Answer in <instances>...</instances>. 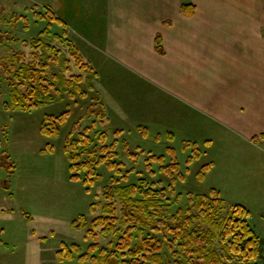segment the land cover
Segmentation results:
<instances>
[{"label":"rangeland","instance_id":"374dc122","mask_svg":"<svg viewBox=\"0 0 264 264\" xmlns=\"http://www.w3.org/2000/svg\"><path fill=\"white\" fill-rule=\"evenodd\" d=\"M46 3L61 23L69 24L65 27L55 20L50 26L51 32L59 33L64 27L66 36L79 46L83 56L87 53L78 34L79 29L74 30L71 26L81 27L83 21L88 22L85 17L93 20L104 6L100 0H0V151L6 150L14 165L12 172L0 166V264H90L89 260L79 259V253L72 249L75 243L80 247L79 252H83L89 243L85 229L72 226V221L81 214L90 220L101 213L96 202L103 201L101 190L113 171L100 164L97 168L101 176L91 185L70 178L63 145L71 125L79 119L82 127L95 122V129L104 130L109 142L115 137L114 131L121 130L115 150L118 159L124 163L123 170L132 167L134 172H130L127 179L116 175L120 183L136 182L144 177L160 179L167 185L164 175L156 172L150 176L146 172L145 153L163 154L162 164L174 158L183 177L177 176L172 186L183 197L171 205L172 211L184 205L187 193L206 194L214 189L226 203H238L248 209L249 222L264 242V141L258 139L257 145L249 146L240 138L224 134L231 141L224 142L220 139L222 133L214 127L205 126L204 131L194 129L188 132L174 124L169 125L168 118L164 116L160 117L167 122H156L159 117L153 115L154 111L145 115L134 107L109 109L100 98L102 106L105 103L109 110L106 112L103 106L105 120L101 123L97 115H86V109L95 102L92 97L100 95L97 89L83 98L77 94L71 97L61 89L62 98L56 97L31 110L4 107V102L8 103L9 99L2 63H9L13 51L22 50L25 54L30 51L27 41L48 22L46 18H34L33 12H45ZM21 15L27 19L26 27ZM44 41L59 48L58 59L64 57L68 66L64 71L62 63L52 60L47 68L48 75L58 76L63 72L68 75L78 71L63 42L55 38H44ZM87 76L92 83L93 75L89 73ZM104 78L95 80V86H100V81L104 84ZM138 100L130 97L134 105ZM65 110L69 115L60 125L58 134L40 132V123L45 115H58ZM123 112L130 114L120 115ZM141 126L146 128L145 133ZM189 135L196 142L189 140ZM123 141L127 142L129 151H143L138 152L136 161L127 156ZM206 163L209 168L199 179L197 172ZM157 165L154 163V168ZM93 202L96 205L91 209ZM194 225L203 232H209L207 225L198 220ZM99 242L103 244L106 239L100 238ZM63 246L72 250L70 258L65 256ZM215 248H218L217 244Z\"/></svg>","mask_w":264,"mask_h":264},{"label":"trees","instance_id":"16d2710c","mask_svg":"<svg viewBox=\"0 0 264 264\" xmlns=\"http://www.w3.org/2000/svg\"><path fill=\"white\" fill-rule=\"evenodd\" d=\"M45 8L43 13L33 12L34 18H46L48 22L27 41L30 51L27 54L22 50L13 51L9 63H2L9 99L3 104L5 108L31 110L40 107L46 101L61 97V89L71 97L77 94L81 98L93 90L87 74L95 76L94 69L66 36L63 27L59 33L51 32L50 26L55 20L62 23L50 7ZM193 10L190 2H181L182 14H190ZM21 17L26 27L27 19L23 15ZM44 38L63 42L78 71L66 75L61 70L63 73L58 76L48 75L47 68L52 60L62 63L64 71L68 70V66L64 57L58 59L59 48L44 41ZM92 100L95 102L86 109V115H97L103 123L104 108L100 97L95 95ZM68 115V110L58 115H45L40 123V132L58 134ZM79 120L71 125L63 145L70 178L91 185L101 176L97 168L100 164L113 171L101 190L103 201L96 202L101 213L90 220L81 214L72 221V226L85 229L89 239L83 252H79V245H72V249L79 253V259L89 260L90 264H263L260 261L262 240L251 226L245 206L228 204L217 191L211 189L206 194L187 193L184 205L172 211L171 205L183 197L172 186L177 176L183 177L174 158L162 164L163 154L145 153L146 172L150 176L156 172L164 175L167 185L162 184L160 179L148 180L144 177L136 182L120 183L116 175L127 179L128 174L134 172L132 167L123 170L124 163L118 159L115 150L121 130H115V137L109 142L104 130L95 129V122L82 127ZM140 129L145 133L144 126ZM90 132L92 135H89ZM123 147L133 161L139 153H143L129 151L126 141H123ZM195 153L198 155L199 151L196 149ZM154 163L158 164L157 168H154ZM0 166L9 172L14 170L6 150L0 151ZM207 168L208 163L197 172L199 179ZM96 203L90 204L91 209ZM195 220L207 225L209 232L196 228ZM100 238L106 239V242L100 243ZM63 249H66L65 256L70 258L72 250H67L66 246Z\"/></svg>","mask_w":264,"mask_h":264},{"label":"crops","instance_id":"0c3cea01","mask_svg":"<svg viewBox=\"0 0 264 264\" xmlns=\"http://www.w3.org/2000/svg\"><path fill=\"white\" fill-rule=\"evenodd\" d=\"M100 1V14L71 27L109 109L154 111L156 122L188 132L214 127L224 142L264 141V0H185L190 14L180 12L184 0Z\"/></svg>","mask_w":264,"mask_h":264}]
</instances>
